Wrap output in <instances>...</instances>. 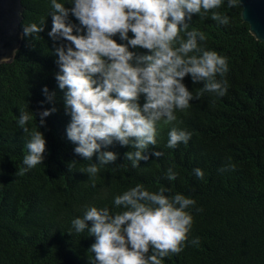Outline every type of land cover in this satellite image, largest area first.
<instances>
[{
	"label": "trees",
	"instance_id": "obj_1",
	"mask_svg": "<svg viewBox=\"0 0 264 264\" xmlns=\"http://www.w3.org/2000/svg\"><path fill=\"white\" fill-rule=\"evenodd\" d=\"M22 2L21 29L39 24L42 18L45 27L41 39L22 38L14 58L0 63V264H89L93 253L88 249L95 238L87 231L76 233L71 221L82 217L86 206L121 211L113 204L114 197L137 183L151 192L165 186L171 194L196 201L189 209L193 216L189 241L199 237V244L186 241L179 254H170L162 264H264V42L251 33L241 4L228 8L224 0L212 10L229 16L227 26L203 12L189 22V30L204 33L203 47L228 58L229 71L223 77L228 82L226 95L205 93L190 101L188 109L177 110V121L161 120L154 149L163 153L160 158L150 149L145 153L149 159L132 168L124 154L134 149L114 142L102 151L118 153L117 160L100 166L90 177L82 171L98 163L97 154L91 160L76 155V145L66 136L70 117L65 115L63 91L55 80L59 69L48 36L51 0ZM58 2L71 7V0ZM69 19L79 23L71 15ZM180 35L184 37L183 32ZM113 39L127 43L119 34ZM182 82L194 96L202 87V83L194 85L190 76ZM44 86L56 92L57 111L45 117L46 126L39 128L46 140L43 164L23 172L29 135L18 126L19 111L28 105L37 113L26 125L35 130L38 113L53 106L42 103ZM139 102H144L143 96ZM173 126L192 134L187 145L166 146ZM73 160L77 162L69 170ZM229 164L236 166L234 171H221ZM169 167L178 173L173 181L165 177ZM196 168L204 172L203 179L196 177Z\"/></svg>",
	"mask_w": 264,
	"mask_h": 264
},
{
	"label": "clouds",
	"instance_id": "obj_2",
	"mask_svg": "<svg viewBox=\"0 0 264 264\" xmlns=\"http://www.w3.org/2000/svg\"><path fill=\"white\" fill-rule=\"evenodd\" d=\"M239 3L227 0V7ZM69 4L71 7H65V3L51 0L48 36L59 69L55 80L63 91L65 115L70 117L67 139L76 145V155L91 160L97 154L98 163L89 164L82 173L95 177L100 166L113 164L118 153L102 149L114 142L134 149L124 154L132 168L149 159L145 153L150 149L152 156L160 158L163 153L154 149L161 120L165 124L177 121L175 112L188 109L190 101L205 93L226 95L228 82L223 77L229 71L228 58L202 46L204 33L189 30L192 16L201 12L211 13L213 21L227 26L229 16L212 11L224 0H71ZM70 15L79 23H72ZM44 27L43 18L39 24L24 25L21 38L41 39ZM117 34L127 43H117L113 39ZM130 48L147 52L138 54ZM186 76L194 85L202 83L195 96L182 82ZM41 91L45 97L42 103L53 106L38 113L35 130L26 125L37 113L28 105L27 110L19 111L18 126L29 135L23 172L43 164L46 140L39 128L46 126L45 117L57 111L56 92L47 86ZM191 135L173 126L166 146L175 149L180 143L187 145ZM76 162H69V170ZM235 168L229 164L221 171ZM193 171L198 179L204 178L201 169ZM177 175L172 167L165 173L169 181ZM113 204L122 210L86 206L83 216L71 221L76 233L87 231L95 238L88 249L93 253L89 264H162L170 254H179L186 241L192 245L200 242L199 237L189 241L193 224L189 209L196 201L171 194L168 187L151 192L137 183L116 195ZM202 210L196 208L197 212Z\"/></svg>",
	"mask_w": 264,
	"mask_h": 264
},
{
	"label": "water",
	"instance_id": "obj_3",
	"mask_svg": "<svg viewBox=\"0 0 264 264\" xmlns=\"http://www.w3.org/2000/svg\"><path fill=\"white\" fill-rule=\"evenodd\" d=\"M241 15L251 33L264 42V0H240ZM22 0H0V63L14 58L20 47Z\"/></svg>",
	"mask_w": 264,
	"mask_h": 264
}]
</instances>
